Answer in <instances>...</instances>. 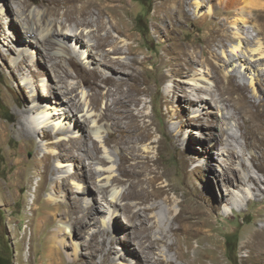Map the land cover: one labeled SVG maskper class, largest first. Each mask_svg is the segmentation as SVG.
Wrapping results in <instances>:
<instances>
[{"label":"rangeland","instance_id":"obj_1","mask_svg":"<svg viewBox=\"0 0 264 264\" xmlns=\"http://www.w3.org/2000/svg\"><path fill=\"white\" fill-rule=\"evenodd\" d=\"M161 1L123 0L125 10L122 19L126 22L130 35L134 38L132 45L137 51V56L142 59L146 54L150 58V62L146 63L149 75H144L141 71L140 75L150 83L151 92L138 95L137 105H131L135 112L139 111L144 114L145 121L153 123L151 126L154 129L153 134L148 142L139 139L136 136L138 132L134 131L125 144H117L116 138L109 144H104L103 140L108 131L114 132V127L111 125V116L108 120H100L99 116L106 111L108 99L110 102L112 96L104 99L97 108L92 110V115L96 118L95 123L86 124V132L83 136V139H88L87 132H89L91 139L88 141H95V145L98 147L96 153L98 159L105 157L107 160V157H110L108 158L109 162L99 166L100 170H106L105 172L101 171L100 177L96 174H93L91 178L84 176L82 170L84 172L85 167H82L80 159L71 161L65 156L61 159L55 157L58 153H63L62 147L56 145L55 142L62 138L63 146L71 147L68 140L80 136V132H76V130H74L75 133L67 132L64 136L59 133L44 136L28 116V123L35 130L34 136L30 139L17 132L0 133V260H3L2 258L10 259L11 264H46L44 257L49 247H58L59 245L62 257L65 258V264H87L91 256L89 255L90 251L86 248V240L93 233H97V243H100L102 239H105L106 244L110 240H113V243L110 248L99 246L98 250L92 254L96 264H103L104 255H107L112 264H144V253L139 250L136 244L146 234H150L151 239L159 238L161 241L152 247L151 262L148 261L145 264H168V260L176 264H212L208 259L210 256L219 259L222 264H243L242 261L245 258L243 242L252 229L262 226V223L256 220V215L264 213L257 209L259 205L264 204V199L259 201L264 198V182L260 184L259 188L250 187L249 183L229 189L223 186L227 177L233 178V171L229 169L231 161L226 156L219 157L217 155L220 145L219 147L213 145L211 148L205 149V153L202 152V146H200V144L205 146L214 143L212 139H204L206 137L203 134L205 128L208 127L212 132L218 133L225 127L221 123L220 112L218 113L212 106L198 104L201 106L199 107L200 112L194 113L198 109V105L189 107L175 99L171 101L169 93L173 86L174 72L166 67H157L162 60L171 61L170 55L165 52V48L172 46L170 43L173 40L168 41L169 38L186 42L184 44L195 40L197 45L195 48L200 52L202 47H205L207 38L205 32L212 26V22H218V18L222 17L221 11L215 8L214 17L216 19L212 18L214 20L210 19L204 24L199 23L198 20L193 21L194 15L191 16L192 22L184 23L179 21L181 16L178 12L172 13L171 17L165 16L163 19L162 14L156 11ZM215 1L212 3L214 4ZM119 2V0L109 1L110 4L116 5H120ZM45 8L36 2L30 3L31 10L37 11ZM185 11L187 12V10ZM1 17L4 18L0 14V53L7 54L6 50L10 46L17 49V45L10 44L5 36L8 37L12 30H15V34L21 38L23 33L20 31V26L15 24V21H18L17 17L7 16V22H3ZM10 19L11 21H9ZM66 29H70V27L66 26ZM144 33L146 36L143 35ZM112 34L114 37L117 36L115 31H112ZM256 42L254 41V43ZM261 42L264 47V40ZM225 44L223 50H230L229 42L227 41ZM71 48H74L77 53L75 55L77 66L76 63L72 65L76 71L74 81L78 83L76 101H79L78 104L83 106L90 90L87 86L79 83L83 72L78 67L94 68L96 66L88 63L86 54L81 57L83 60L81 61L78 58L81 54L78 48H75L74 45H71ZM189 49L193 50L194 48L189 47ZM211 50L217 52L221 57L220 60L214 59L210 54L207 55L212 64L221 69L220 76L223 78L224 74H230V68L223 64L221 48L212 46ZM15 56L16 53L9 52L7 60L10 61ZM249 56L252 62L249 65L250 69H262V75H259L258 80L256 79L250 84L249 78H256L253 71L250 69L247 71L246 80L241 78V72L237 73L234 86L236 88L245 87L247 95L253 101L258 102L260 99H264V58L259 59L264 56V53L262 56L259 52H250ZM33 57L40 58L38 55ZM9 67L8 63L4 64L0 60V122L11 125L10 123L14 121L20 111L18 107L20 98L16 95L18 85L23 83V88H19L21 95L25 100H29L30 94L39 95V98H42L38 86L41 79L49 83L50 87H55V81L49 71L44 74V68L40 65L32 67V75H27V68L20 74L16 73L15 69L13 73L10 72L11 67ZM193 71L199 77L201 74H206L209 67L198 62L194 65ZM214 76L216 75L212 74V78L208 81L211 86ZM25 82H28V84L26 83L28 86L24 84ZM185 86L188 91L192 92L194 98H198V94L193 92L188 85ZM6 101H8L7 104ZM202 106H206V108L202 109ZM142 123L143 119L139 121L140 125ZM70 129H73V126ZM93 129H98V137L91 132ZM189 130L193 133H189ZM235 130L239 136L240 131ZM225 138L226 136L223 137V139ZM155 142H159V149ZM132 146L139 148V154L143 157L147 156L151 160L152 168L163 174L160 183L168 184L171 187L170 201H163L162 198L153 200V202L149 201V204H154L153 209L147 211L149 218L142 225L138 223L137 229L127 226L124 231L119 232L116 230L117 228L111 227L103 234L102 229H106V224L104 227L103 222H107V224L110 222L109 215L100 212V208L105 210L108 206L103 201L104 198L107 201H117L119 214L117 222L121 226L122 224L126 226L120 206L129 203L132 205V210L135 211L137 208L133 205L140 203L139 198L143 194L133 193L131 197L124 198L123 193L129 190L131 183L135 184L136 189L146 187L143 177L147 172L142 173L141 181L138 183L137 179L122 176L117 170L121 164L120 154L128 155ZM241 147L242 140L239 139L237 144V150L240 151L239 157L232 158L234 166L238 168H240L238 166L239 159L244 158L247 161L249 153L252 152L251 149L244 151ZM72 154L77 158L79 154H82V150L72 148ZM142 160L141 158L132 160L129 157L123 164L136 171H142L139 163ZM93 163H97V160ZM49 169L52 172L48 173ZM250 169L255 177H260V174L252 166ZM111 171L112 173H110ZM74 174L79 176L78 179ZM108 176L117 177L119 181H112L109 178L104 187L105 192L101 190L97 192L94 187L105 183L104 179ZM62 181H65L67 188L61 186ZM76 185L79 186L78 191L89 186L90 193H78ZM195 190H200L205 194L213 191V194L207 195L205 206L211 211L210 220L215 230H213L214 232L212 230L203 232L202 235L197 236L198 239L190 238L189 240L187 237V242L184 241L185 235H180L176 241L175 237L166 233L168 224L172 217L179 213L181 201L188 197L194 198ZM72 197L80 199L81 207L87 206L92 210L86 220L90 223H73L75 221L68 212ZM254 200H257V203ZM224 219L228 221L227 227L221 225ZM145 226L149 230H143ZM156 229L164 230L166 237L163 239ZM235 237L237 239L236 252L231 254L230 251H227L226 240L232 242ZM172 242L177 243V252L183 259L178 257L175 250L166 248V243ZM197 242L199 243L197 244ZM216 244L219 246L218 252L210 249ZM134 250L136 253L132 252ZM68 256L70 259L75 256L78 261L73 262L67 258Z\"/></svg>","mask_w":264,"mask_h":264},{"label":"bare ground","instance_id":"obj_2","mask_svg":"<svg viewBox=\"0 0 264 264\" xmlns=\"http://www.w3.org/2000/svg\"><path fill=\"white\" fill-rule=\"evenodd\" d=\"M109 1L115 0H0V14L4 17H1L2 21L7 22V16L14 15L15 18H18L15 24L17 23L20 26V31L23 33L22 38L15 34V30H12L11 36H5L10 44L17 45V49L10 46L6 50L7 54L9 55V52H12L16 53V56L8 61V55L0 53V60L4 64L6 62L10 65L11 69L9 71L12 73L15 69L16 73L21 74L27 68V75H32L33 66L40 65L44 68V74L49 71L55 81V87H50L49 83L41 79L38 86L42 98H39V95L30 94L29 100H25L21 95L19 88H23V83L18 85L16 95L20 98L18 105L20 111L14 121L10 123L11 125L0 122V133L17 132L30 139L34 136L35 130L28 123V116L44 136L56 133L64 136L67 132L70 134L75 133L74 130L80 132L79 137L75 136L76 138L68 140L71 147L63 146L62 138L58 139L55 143L62 147L63 153H58L55 157L61 159L65 156V158H70L71 161L80 159L82 167H85L82 174L88 178H91L93 174L100 177L102 175L101 171L105 172L106 170H100L99 166L109 162L108 158H110L107 157V160L105 157L98 159L96 155L98 147L95 145V141H88L91 139L89 132H87L89 138L83 139L86 124L95 123L96 118L92 115V110L97 108L104 99L112 96L110 102L108 99L106 111L99 118L100 120H108L111 116V125L114 127V132L108 131L104 138L105 145L112 142L114 138H116L117 144H125L134 131L138 132L136 136L139 139L148 142L154 130L151 128L152 121H145L144 114L139 111L135 112L131 107V105H137L138 95L151 92L150 83L140 75V71L144 75H149L146 63L150 62V58L146 54L142 59L137 56V51L132 45L134 38L130 35L127 24L122 19L125 10L123 0H119L120 5L110 4ZM213 1L215 0H162L160 2L156 11L162 14L163 19L165 16L171 17L172 13L178 12L181 16L179 18L180 22H192L191 16L194 15L193 21L198 20L199 23L204 24L210 19L214 20L212 18L216 19L214 17L215 8L221 11L222 17L218 18V22H212V26L205 32L207 37L205 47H202L200 52L195 48L197 47L195 40H192L189 44H184L186 42L183 43L181 40L169 38L168 41L173 40L170 43L172 46L165 48V52L170 55L171 61L162 60L157 67H166L174 72L173 86L169 93L171 101L175 99L189 107L198 104L209 105L214 107L218 113L220 112L221 123L225 127L218 133L212 132L208 127L205 128L203 134L206 137L204 139H212L214 143L205 146L200 144V146H202V152L205 153V149L211 148L213 145L218 147L220 145V151L216 149L217 155L219 157L226 156L231 161L229 169L233 171V178L227 177L223 186L229 189L233 186L238 187L249 183L250 187L259 188L260 184L264 182V99L255 102L247 95L245 87L236 88L234 84L237 73L241 72V78L243 80L247 79V71H249V65L252 63L249 59L250 52H259L263 56L264 47L261 41L264 40V0H216L214 4ZM32 2L46 8L37 11L31 10L30 3ZM66 26L70 29H66ZM112 31H115L116 37H114ZM227 41L230 50L225 51L223 49ZM254 41L257 42L254 43ZM71 45L77 47L78 51L81 52L78 56L81 61H83L81 57L86 54L88 63L96 66L94 68L78 67L83 72L79 83L87 86L90 90L88 99L86 98L83 106L78 104L79 101H76L78 83L74 81L76 71L72 65L76 63L77 66L75 61L77 53L74 48H71ZM212 46L221 48L222 58H224L223 64L230 68V74H224L223 78L220 76L221 69L213 65L208 59L207 55L210 54L214 59L221 60L219 54L211 50ZM189 47L194 49L190 50ZM34 55H38L40 58H34ZM262 58L264 56L259 59ZM37 61L39 62L37 63ZM198 62L209 67V71L199 77L193 71L194 65ZM100 68L102 70H99ZM251 71H253L256 78H249L250 84L254 80H258L259 75H262V69L256 68V70L252 69ZM212 74L216 76L213 77L211 86L208 81L212 78ZM26 83L28 84V82L24 84L27 85ZM185 85H188L193 92L198 94V98H194L192 92L188 91ZM3 102L5 101L3 100ZM199 107L201 106L198 105V109L194 113L200 112ZM203 108H206V106H202ZM141 119H143L142 125L139 124ZM71 126H73V129H70ZM235 129L240 131L239 136ZM91 132L98 137V129H93ZM188 132L193 133L190 130ZM224 136H226L225 139H223ZM239 139L242 140L241 148L244 151L251 149L252 152H255L249 153L247 161L244 158L239 159L238 166L240 168L235 167L232 161V158L239 157L240 151L237 150ZM155 144L159 149V142H155ZM72 148L82 150V154L75 158L72 154ZM129 157L132 160L143 159L139 162L142 171H136L123 164V162H127L126 160ZM95 160H97V163H93ZM120 160L121 164L117 167V170L122 176L137 179L139 183L142 173L147 172L143 177L146 187L136 189L135 184L131 183L129 190L123 193L124 198L131 197L133 193L143 194L139 198L140 203H134L133 205L137 208L135 211L132 210V205L129 203L120 206L126 226H123V224L121 226L117 222L119 220L117 201H107L104 198L103 201L108 206L105 210L100 208V212L109 215L110 222L108 224L103 222L104 227L106 224V229H102L103 234L111 227L117 228L116 230L119 232L124 231L127 226L137 229L138 223L142 225L149 218L147 211L153 209L154 204H149V201L153 202V200L159 198L166 202L170 201L171 187L168 184L162 185L160 183L163 174L152 168L151 160L147 156L143 157L139 154V148L132 146L128 155L120 154ZM250 165L260 174V177H255L251 173ZM50 172L52 171L49 169L48 173ZM78 177L76 175L77 179ZM109 178L111 177L105 178V183L98 184L94 189L96 188L97 192L99 190L105 192L104 187ZM111 180L119 181L117 177H112ZM61 186L67 188L65 181H62ZM78 190L79 186H77ZM195 191L194 198L188 197L181 201L179 213L173 216L168 224L166 233L175 237L176 241L180 235H185L184 241L187 242V237L190 240V238H197L200 234L202 235L203 232L215 230L210 220L211 211L205 206L207 195L213 194V191L211 190L209 194H205L200 190ZM78 193H90L89 186L84 187ZM79 201L80 199L77 197L71 198L70 206H68L69 215L74 219V224L90 223L86 220L91 215L92 210L87 206L81 207ZM254 201L257 203V200ZM99 202L101 203V201ZM257 209L258 211H264V204L259 205ZM256 216V220H259L262 226L252 229L243 242L245 250L243 264H264V213H258ZM221 225L227 227V219H224ZM146 229L149 230L147 226L143 228L145 231ZM156 232L162 235L163 239L166 237L164 230L156 229ZM96 236L97 233H93L86 240V248L90 251L89 255L91 256L87 264H96L92 254L98 250L99 246L110 248L113 243V240H110L106 244L105 239L97 243ZM158 241L161 240L159 238L151 239L150 234H146L136 244L139 250L144 253V264L148 261L151 262L152 247ZM166 248L175 250V252L178 251L176 242L166 243ZM210 249L218 252L219 246L216 244L214 247L211 246ZM132 252L136 253V250ZM177 255L180 259H183L179 252H177ZM67 258L73 262L77 260L75 256L72 259L69 256ZM208 259L212 264H222L215 257L210 256ZM44 261L46 264H65L61 247L59 245L58 247L50 246ZM103 264H112L107 255L103 257ZM168 264L176 263L168 260Z\"/></svg>","mask_w":264,"mask_h":264},{"label":"trees","instance_id":"obj_3","mask_svg":"<svg viewBox=\"0 0 264 264\" xmlns=\"http://www.w3.org/2000/svg\"><path fill=\"white\" fill-rule=\"evenodd\" d=\"M143 35L146 36L145 33ZM226 244H227V251H230L231 254H234L236 252V246H237L236 237L232 240V242L226 240ZM2 259L3 260H0V264H11L10 259H6V258H2Z\"/></svg>","mask_w":264,"mask_h":264}]
</instances>
